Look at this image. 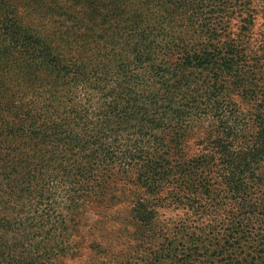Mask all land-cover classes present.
<instances>
[{"label":"trees","instance_id":"obj_1","mask_svg":"<svg viewBox=\"0 0 264 264\" xmlns=\"http://www.w3.org/2000/svg\"><path fill=\"white\" fill-rule=\"evenodd\" d=\"M259 13L264 0H0V209H20L5 245L0 221V264L65 255L116 194L129 205L98 221L100 253L128 238L140 264H264Z\"/></svg>","mask_w":264,"mask_h":264},{"label":"rangeland","instance_id":"obj_2","mask_svg":"<svg viewBox=\"0 0 264 264\" xmlns=\"http://www.w3.org/2000/svg\"><path fill=\"white\" fill-rule=\"evenodd\" d=\"M256 10H259V8H257ZM238 21H231L232 32L238 31ZM254 29L255 30L253 31L252 37H254L260 29H264V18L262 16V13L258 14ZM191 143H193V140L189 141L188 145H190ZM125 191H127V188L125 189ZM129 197L130 196H128L127 198L121 197L119 194H116L117 199L115 200V205L110 208L109 211L103 212L100 215L89 213L83 220L82 224H80V226L78 227V233L69 238L64 237V241L70 242V244L72 245V250L65 255L57 254L55 258L54 256H51V259L43 257L42 260H46V264H135V262L136 264H140L141 257L134 256V258H130V256H128L127 252L131 250L130 248L132 246L134 248L136 247L134 242H132L128 238H116L113 240L108 239L106 241L102 240V242H100V246L104 251H108V253H100L95 247V244L98 243L99 239L97 237V230L95 229L98 221L103 220L106 221L107 225H110V220L112 219V217H117L119 215V212L123 211L129 205L127 201ZM13 208L15 210L0 209V221L2 224L1 236L3 238L4 245L6 244L5 240L13 237V233L10 232L12 226L19 222L18 217L20 216V211L17 210L20 209L14 206ZM92 210L96 211L93 208ZM23 218H25L24 214L22 219ZM46 237L48 238V240H50V237Z\"/></svg>","mask_w":264,"mask_h":264}]
</instances>
